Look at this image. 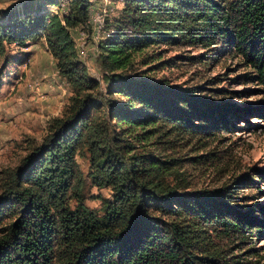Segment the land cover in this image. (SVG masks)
Wrapping results in <instances>:
<instances>
[{
	"label": "trees",
	"instance_id": "obj_1",
	"mask_svg": "<svg viewBox=\"0 0 264 264\" xmlns=\"http://www.w3.org/2000/svg\"><path fill=\"white\" fill-rule=\"evenodd\" d=\"M42 3L59 0L0 9V54L7 44L44 40L73 94L21 165L0 173V225L11 219L1 226L0 264H230L213 237L250 239L264 224L255 213L264 205L234 203L227 185L188 191L174 181L175 158L157 157L145 143L207 139L240 115L199 87L151 82L131 69L154 45L201 46L233 52L255 72L239 78L264 85V0H123L99 43L106 97L73 36L89 22L92 1L67 0L66 12ZM78 156L88 158V173ZM89 184L111 190L99 208L85 203Z\"/></svg>",
	"mask_w": 264,
	"mask_h": 264
},
{
	"label": "rangeland",
	"instance_id": "obj_2",
	"mask_svg": "<svg viewBox=\"0 0 264 264\" xmlns=\"http://www.w3.org/2000/svg\"><path fill=\"white\" fill-rule=\"evenodd\" d=\"M32 1L35 0H0V9L23 7ZM91 1L90 15H103L105 20L118 16L123 7V0ZM38 6L36 1L33 7ZM66 6L67 0H59V4L48 5V9L66 12ZM100 30L97 24H92L89 30H74L73 36L80 51L83 47L87 49L84 60L91 75L101 81L100 91L106 97L103 72L97 59L99 43L111 31L106 27L105 31ZM211 53L201 46L161 44L135 56L132 73L142 74L151 82L164 81L182 88L199 87L201 96L227 102L240 115L238 118L228 117V126L216 131V136L207 139L154 137L145 143L146 148L157 157L175 158L178 173L173 176L174 181L183 180L189 186L188 191L227 185L237 196L234 203L264 205V85L257 79L239 78L244 72H255L244 67L241 57L233 52ZM146 58L155 60L143 63ZM72 94L71 86L59 76L56 62L44 40L28 41L26 45L7 44L6 53L0 54V173L18 168L31 153L33 145L42 142L51 120L64 113ZM165 140L170 141L164 143ZM208 153L207 158H196ZM77 160L84 173H88V158L78 156ZM247 178L256 179L257 183ZM240 179L242 183L236 184ZM251 185L262 190L250 188ZM110 196V189L89 184L85 203L99 208L101 198ZM71 204L74 206L76 201L72 200ZM256 209L260 210L259 207ZM255 213L264 222V213ZM10 220L2 221L0 235L1 226ZM257 226L245 242L233 237H213L216 247L224 250L230 264H264V224Z\"/></svg>",
	"mask_w": 264,
	"mask_h": 264
},
{
	"label": "built area",
	"instance_id": "obj_3",
	"mask_svg": "<svg viewBox=\"0 0 264 264\" xmlns=\"http://www.w3.org/2000/svg\"><path fill=\"white\" fill-rule=\"evenodd\" d=\"M105 22H106V20H105L103 15H91L89 22L84 26L83 29L89 30L92 24H97L99 26V29L102 30V28L104 29ZM101 30H100V32H101ZM78 48H79V46H78ZM79 51H80V49H79ZM80 55H81L83 60L86 59L87 49H85L83 47V49H81V51H80Z\"/></svg>",
	"mask_w": 264,
	"mask_h": 264
}]
</instances>
